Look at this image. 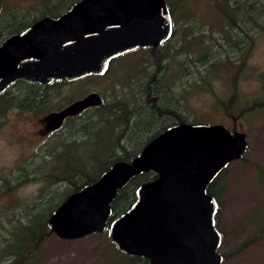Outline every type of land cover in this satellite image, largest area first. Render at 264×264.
Listing matches in <instances>:
<instances>
[{
	"label": "water",
	"instance_id": "1",
	"mask_svg": "<svg viewBox=\"0 0 264 264\" xmlns=\"http://www.w3.org/2000/svg\"><path fill=\"white\" fill-rule=\"evenodd\" d=\"M173 32L167 0H79L0 45V94L20 78L44 85L104 75L116 57L161 45ZM102 103V95L90 91L47 112L43 130H56L66 118ZM247 145L245 131L221 122L171 124L132 160H116L96 180L70 193L50 215L51 230L73 239L109 229L123 252L148 257L150 264H221L219 201L209 186ZM149 170L157 177L141 182L134 202L109 222L119 189Z\"/></svg>",
	"mask_w": 264,
	"mask_h": 264
},
{
	"label": "rangeland",
	"instance_id": "2",
	"mask_svg": "<svg viewBox=\"0 0 264 264\" xmlns=\"http://www.w3.org/2000/svg\"><path fill=\"white\" fill-rule=\"evenodd\" d=\"M2 1L1 15L15 0ZM41 1L29 0L26 5L35 13L43 7ZM200 1L202 7L194 9L196 15L189 23L181 14V7L177 8L179 32L161 48L165 57L160 67L150 62L148 52L139 49L116 57L101 77H86L60 86L49 84L46 97L57 105L80 91H98L108 104L122 98L148 105L150 95L142 88L155 77L163 86L161 91H167L164 104L180 110L191 121L221 122L232 130L245 131L248 138L245 152L220 173L215 184L219 192L216 223L223 234L219 251L224 255L221 264H264V111L255 106L257 100L264 99V32L251 38L244 51L234 53L224 40L227 25L213 13L209 0ZM66 5L67 2L59 9ZM206 7L212 13L210 16L203 12ZM208 43L212 44L211 52L219 58H225L228 50L233 60L240 59V67L210 68L205 62L209 56L203 52ZM11 90L22 98L30 94V87L25 83H17ZM14 104L10 109L0 110V177L18 173L25 165L29 169L41 166L39 173L57 172L53 165L58 158L53 159L51 154L61 149L63 137L79 120L92 114L94 108L80 117L67 119L60 129L47 132L43 130L46 112ZM108 129H103L98 139H92L97 143L79 150L86 154V164H89L86 159L92 161L90 156L96 155L101 160L94 174H99L107 161L108 149H103V143L111 144ZM45 158L51 160L49 165H42ZM46 175L31 176L13 195L0 198L2 236L8 234L15 222L14 211L30 208L50 184ZM67 184L64 181L58 185L65 189ZM126 260L125 253L113 244L109 229L73 239L61 238L52 231L43 243L37 264H125ZM6 262L0 258V264Z\"/></svg>",
	"mask_w": 264,
	"mask_h": 264
},
{
	"label": "trees",
	"instance_id": "3",
	"mask_svg": "<svg viewBox=\"0 0 264 264\" xmlns=\"http://www.w3.org/2000/svg\"><path fill=\"white\" fill-rule=\"evenodd\" d=\"M75 1L77 0H70L69 2L66 0H42L41 3L45 6L42 13L59 15ZM167 1L174 20V32L172 37L161 45L141 47L124 54H131L140 49L149 53L148 57L150 62L158 64L159 67L162 65L165 54L162 53L161 48L179 32L177 8L181 7V14L184 16V19L187 20L186 23H189L196 15L194 9L196 7H202L199 4L201 3L200 0H176L180 5L174 0ZM209 1V6L213 13L219 16L222 24L227 25L224 29V40L229 43L230 50L234 53L236 50L241 52L244 51L246 47H248L251 38L260 32H264V0ZM66 2V7L59 9V7ZM203 12L207 16L212 14L207 7ZM36 17L37 16L32 12L28 21L32 22ZM15 23L18 24V21H15ZM181 35L186 36L185 33H181ZM211 47L212 44L208 43L203 49L204 55L208 54L209 56L205 62L210 68L223 65L233 68L237 65L240 67L242 64L240 59L233 60V56L230 55L228 50L226 51L227 56L225 58H219L217 55L215 56V53L213 54L210 50ZM101 76L103 75H88L86 77ZM67 82L69 81L59 79L49 84L60 86ZM17 83L27 84L30 87V94L28 97L22 98L18 94H13L11 88L7 89L0 95V110L10 109L13 106V102H15V104L24 109L31 110L36 108L47 113L54 109H60L73 100L88 93L80 91L71 95L65 103L54 105L51 104L50 99L46 97V88L49 84L42 87L26 79H20ZM151 83H155V87L154 85L151 86ZM162 87L163 86L158 83L155 77L149 79L148 82L145 83L142 90H144L145 94L150 95L148 105L131 103L122 98H117L115 102L108 104L103 98L102 104L90 107L94 108V112L79 120L75 128L71 129L69 133L63 137L60 143L61 149H58V151L52 154L50 153L53 159L58 158L57 162L53 165V167H56L57 172L50 171L47 173H39L41 166H39V168L33 167L29 169L25 165L18 173L14 174L11 172L9 175L0 177V198L13 195L15 189L20 184L30 180L32 178L31 176L36 178L37 174H47L45 177L50 180V184L44 187L40 192L39 199L36 200L30 208L23 209L24 211H14L15 222L12 223L13 225L10 227L8 234H3V236L0 234V258L2 261H7L5 264H37L43 243L47 236L52 233L49 217L70 193L78 190L84 184L96 180L99 175L103 171L109 169L116 160H132L140 153L143 146L153 136L167 126L179 121L194 122L182 114L180 110L164 104V98L167 99L168 97H166L167 91H161ZM42 88L44 89L43 91ZM36 95H38V97ZM160 101H162V103ZM1 102H3L4 105L1 104ZM256 102L255 106L262 108L264 111V99L257 100ZM88 109L72 117H80L82 113ZM106 128H109L108 138L111 141L109 145L103 143V149H108L107 157L105 158L107 161L103 163L105 167L101 172L99 174H94L93 170H95L96 164H99L101 160L96 155L93 157L90 156L92 161L86 159L89 163L86 164L84 163L86 154L79 150L83 146L89 147V145L91 146L97 143L98 141L93 142L92 139H98L102 130ZM115 146H117V150L114 149ZM50 162V159L45 158L44 161H42V165H49ZM157 175L158 173L154 170L142 172L132 179L125 187L120 188L112 203L113 214L109 222L115 216L125 211L134 202L136 199V188L141 182L153 179L157 177ZM220 176L219 174L209 186V191L213 193L217 199H219V192L215 189V184ZM64 181L68 183L65 189L58 185ZM53 184L57 185L53 186ZM113 244L121 250L114 242ZM122 253L125 252L122 251ZM125 256L127 257L125 264H150L148 257L135 256L128 253H125Z\"/></svg>",
	"mask_w": 264,
	"mask_h": 264
},
{
	"label": "flooded vegetation",
	"instance_id": "4",
	"mask_svg": "<svg viewBox=\"0 0 264 264\" xmlns=\"http://www.w3.org/2000/svg\"><path fill=\"white\" fill-rule=\"evenodd\" d=\"M77 1H79V0H77ZM77 1L72 3L67 9L62 11L59 15H50V14L42 13V10L45 9V6H43L40 9V11H36L35 13L33 12L34 15H36V13H38L37 17L32 22H29L28 20L30 19V14L32 13V10H33V9H31V7L29 5H26V3L29 2V0H15V2L12 4V7L7 9V12L2 14V15H1V13L4 10V6H3V1L0 0V2H1V9H0V45L8 37L12 36L13 34L21 32L27 26L31 25L32 23H34L35 21H37L38 19H40V18H42L44 16H52V17L60 16L61 14H63L67 10H69L71 8V6H73ZM27 4H29V3H27ZM15 21H18V24H16ZM20 79H26V78H20ZM61 79H64V78H61ZM19 80H17V81H19ZM26 80H28V79H26ZM17 81H15L8 89H10L12 86H14L17 83ZM28 81H30V80H28ZM30 82L36 83L39 86H43L42 84H38L37 82H34V81H30ZM44 85H46V84H44ZM40 90H41V88H40ZM93 106H95V105H93ZM93 106H89L88 108L93 107ZM88 108H86V109H88ZM73 116H76V115H73ZM70 117H72V116H70Z\"/></svg>",
	"mask_w": 264,
	"mask_h": 264
}]
</instances>
